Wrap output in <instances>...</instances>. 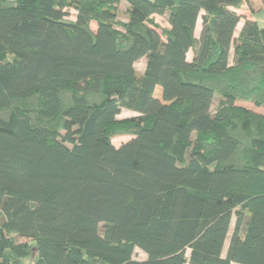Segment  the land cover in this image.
<instances>
[{"label": "trees", "instance_id": "trees-1", "mask_svg": "<svg viewBox=\"0 0 264 264\" xmlns=\"http://www.w3.org/2000/svg\"><path fill=\"white\" fill-rule=\"evenodd\" d=\"M243 3L0 0V264H264V27L234 35Z\"/></svg>", "mask_w": 264, "mask_h": 264}, {"label": "rangeland", "instance_id": "rangeland-1", "mask_svg": "<svg viewBox=\"0 0 264 264\" xmlns=\"http://www.w3.org/2000/svg\"><path fill=\"white\" fill-rule=\"evenodd\" d=\"M242 8L243 7L238 8L237 11L240 12ZM154 17H155V20L158 21L159 24H161V25H167L168 24L167 23V16H166V14L165 15L164 14L163 15H155ZM196 24H197L196 25V35H199L200 29H201V18L200 17L197 19ZM91 27H92V29H95V24L94 23H91ZM191 55H192L191 54V51H188L187 52V55H186V57H187L188 60L191 59ZM135 65H136V68L138 69V71H142L143 70V67H144V59H141V60L137 61ZM159 92L160 91L156 90L155 91V94L156 95H159ZM216 101H217V98L214 99V102H213V105H212V110L215 108ZM239 103H243L245 105L252 106V104L249 103V102H243L242 101V102H239ZM256 109L259 110L260 108H256ZM133 114H135L133 111H128V110L122 109L121 112H120V114L118 116L119 117H124V116L133 115ZM129 137H130V135H126V134L115 135L112 138V142L116 146H118L122 142L128 140ZM232 226H233V221H232V225H231V228H230V232H231ZM230 232L228 233V237L230 235ZM228 237L225 240V245H224V248H223V251H222V255L225 254V250H226V247H227V244H228ZM133 257L136 258V259H143V258H145V253L143 251H141L139 248H136L135 251H134ZM230 264H240V263L231 262Z\"/></svg>", "mask_w": 264, "mask_h": 264}, {"label": "crops", "instance_id": "crops-1", "mask_svg": "<svg viewBox=\"0 0 264 264\" xmlns=\"http://www.w3.org/2000/svg\"><path fill=\"white\" fill-rule=\"evenodd\" d=\"M253 4L255 6L254 9L250 8L247 3H243L241 7H243L241 9L240 13L242 15V18L240 19V21L238 22L234 35L238 33V31L240 30L243 21L245 19H251V20H255L258 25L260 27H264V0H253ZM197 25V24H196ZM201 31V29H200ZM200 34V32H199ZM195 35H196V26H195ZM198 36V35H196ZM230 53L232 54V50L230 51ZM144 69V67H143ZM143 71V70H142ZM140 71V72H142Z\"/></svg>", "mask_w": 264, "mask_h": 264}]
</instances>
